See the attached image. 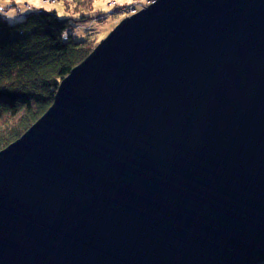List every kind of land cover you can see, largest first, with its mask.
Here are the masks:
<instances>
[{
    "label": "water",
    "instance_id": "water-1",
    "mask_svg": "<svg viewBox=\"0 0 264 264\" xmlns=\"http://www.w3.org/2000/svg\"><path fill=\"white\" fill-rule=\"evenodd\" d=\"M0 264H264V0H153L0 151Z\"/></svg>",
    "mask_w": 264,
    "mask_h": 264
},
{
    "label": "trees",
    "instance_id": "trees-1",
    "mask_svg": "<svg viewBox=\"0 0 264 264\" xmlns=\"http://www.w3.org/2000/svg\"><path fill=\"white\" fill-rule=\"evenodd\" d=\"M16 1L3 6V12L17 8L16 19L0 14V151L46 113L62 80L96 47L91 35L78 39L72 31L65 36L89 16L63 18L45 6L23 13ZM96 1L76 2L75 8L91 11Z\"/></svg>",
    "mask_w": 264,
    "mask_h": 264
},
{
    "label": "rangeland",
    "instance_id": "rangeland-1",
    "mask_svg": "<svg viewBox=\"0 0 264 264\" xmlns=\"http://www.w3.org/2000/svg\"><path fill=\"white\" fill-rule=\"evenodd\" d=\"M46 1L47 3H45V0H18L16 3L23 13L28 12L29 9L34 7L45 6L47 9L56 10L63 18L72 16L78 18L82 14L89 16L90 18L88 20L78 23L77 34L78 39H84L89 35L93 36L96 40L95 46H97L124 18L133 15L153 2V0H99L92 6L91 11L85 10L82 12L76 10L75 6L77 4L76 2H81L83 0ZM66 5L69 6V9L66 8ZM11 6L12 5L9 4L6 7L11 8ZM10 11H13L14 14L9 18L12 20L16 19L17 8L10 9Z\"/></svg>",
    "mask_w": 264,
    "mask_h": 264
},
{
    "label": "clouds",
    "instance_id": "clouds-1",
    "mask_svg": "<svg viewBox=\"0 0 264 264\" xmlns=\"http://www.w3.org/2000/svg\"><path fill=\"white\" fill-rule=\"evenodd\" d=\"M9 0H0V14L4 15L5 17H12L13 11L3 12V6L7 4Z\"/></svg>",
    "mask_w": 264,
    "mask_h": 264
},
{
    "label": "built area",
    "instance_id": "built-area-1",
    "mask_svg": "<svg viewBox=\"0 0 264 264\" xmlns=\"http://www.w3.org/2000/svg\"><path fill=\"white\" fill-rule=\"evenodd\" d=\"M45 3H47V1L45 0ZM73 31V28H70L69 30H68V32L65 34V36L67 37L68 36V34L70 33V32H72Z\"/></svg>",
    "mask_w": 264,
    "mask_h": 264
},
{
    "label": "bare ground",
    "instance_id": "bare-ground-1",
    "mask_svg": "<svg viewBox=\"0 0 264 264\" xmlns=\"http://www.w3.org/2000/svg\"><path fill=\"white\" fill-rule=\"evenodd\" d=\"M31 10V9H30ZM138 12V11H137ZM73 32H74V35H77L78 36V34H77V28L75 29V30H73ZM76 67V66H75ZM74 67V68H75Z\"/></svg>",
    "mask_w": 264,
    "mask_h": 264
}]
</instances>
